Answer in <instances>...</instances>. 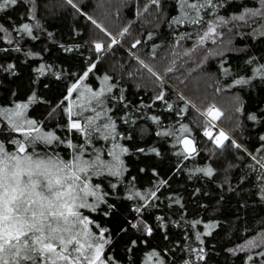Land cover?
Masks as SVG:
<instances>
[{
  "label": "trees",
  "instance_id": "1",
  "mask_svg": "<svg viewBox=\"0 0 264 264\" xmlns=\"http://www.w3.org/2000/svg\"><path fill=\"white\" fill-rule=\"evenodd\" d=\"M203 2L19 0L0 11V112L5 113L0 115V129L5 130L0 142L5 150H14L15 146H7L13 139H23L21 133L7 135L11 125L5 110H14L17 104L28 105L24 116L37 121L42 133L53 132L65 141L38 143L35 152L41 156L71 159L75 149L68 147L70 139L84 144V158L90 160L98 154L114 163L107 155L111 146L128 149L127 153L117 149L124 162L119 177L109 176L106 168L103 176L91 177L101 185L99 193L105 202L90 197L96 210H81L108 230L105 238L110 243L104 246V257L110 264L264 261L260 255L264 244L247 248L264 232V168L260 167L264 163V140L260 139L264 136V33L253 30L257 21L245 22L235 31L229 49L215 48L204 60L186 58L180 66H170L180 43L191 46L214 19L256 9L260 0H213L199 12L188 7ZM197 18L199 23L190 22ZM25 23L31 35L22 30ZM112 38L118 43L108 48ZM97 42L105 45L99 53ZM93 64L77 91L65 100L68 89ZM241 79L247 83L237 84ZM86 89H103L98 98L103 103L90 100ZM161 92L162 101L156 99ZM69 105H73L74 119L78 118L75 113L83 112L81 124L84 117L102 113L93 126H101V131H93L91 143L65 127L69 118L64 108ZM212 106L222 113L218 126L210 127L213 138L217 127L229 137L223 147L203 134L201 114ZM251 115L256 119H249ZM109 117L117 135L105 140L102 125ZM181 125L189 131L181 132ZM184 136L196 143V152L190 156L178 143ZM206 168L212 169L211 176L198 171ZM91 227L98 235L99 230Z\"/></svg>",
  "mask_w": 264,
  "mask_h": 264
},
{
  "label": "snow or ice",
  "instance_id": "2",
  "mask_svg": "<svg viewBox=\"0 0 264 264\" xmlns=\"http://www.w3.org/2000/svg\"><path fill=\"white\" fill-rule=\"evenodd\" d=\"M18 2L19 0H0V11L15 6ZM67 2L73 4V0H67ZM157 2L158 0H153V3ZM212 4L213 0H204L199 5L191 4L188 7L199 12L201 8ZM73 6L75 7V5ZM244 18V16L239 17L241 20ZM190 22L199 23L200 20L198 18L191 19ZM92 23L96 24V21L92 20ZM97 27L100 26L97 25ZM22 30L31 35L29 24H23ZM0 31H2V27H0ZM127 31L124 29V32ZM215 31V27L210 25L204 35L200 37V42L203 43L209 34ZM123 34L122 32L121 35ZM108 35L111 34L108 33ZM116 43L118 41L112 38L107 47L111 48ZM104 47L105 45L100 42L95 43V51L98 53ZM140 63L148 68L143 61ZM8 67L11 69L13 66L9 65ZM94 67V64L91 65L83 73V76L78 78L77 83L68 89V96L65 97V100L77 91L79 82L87 77ZM43 70L44 66L42 65L39 69L41 74H43ZM148 71L152 72V69L148 68ZM168 71L171 69L169 68ZM152 74L156 75V73ZM105 79L107 80L108 77ZM236 83L242 84L247 81L241 79ZM107 90L111 91V88ZM86 91L91 93L90 100L97 99L98 103H103L98 99L103 95V89L99 92L91 89H86ZM80 96L83 97L84 93L81 92ZM156 99L164 100V93L161 92ZM27 107V104H17L14 110H5L11 125L7 135L21 133L23 139H13L7 145L9 148L15 146L11 152L5 150L4 142H0V264H110V261L104 257V246L110 243L105 238L108 230L101 228L81 210H96L97 205L89 202L90 197L95 198L98 202H105L104 194L99 193L101 185L93 183L91 177L103 176L105 168L109 176L119 177L122 174L124 162L120 159L117 149H119V153H127L128 149L119 144H113L107 155L113 158L114 163L102 160L98 154L90 160L84 158L86 152L84 144L76 145L70 139L67 141L68 147L75 149L71 159L66 161L58 154L41 156L35 152L38 143L52 145L54 142L61 144L65 141L53 132L42 133L36 126L37 121L25 119L24 109ZM171 107L168 105V108ZM64 111L69 118L65 127L69 132L74 130L76 134H83L88 143H91L93 131H101V126L93 127L95 121L102 115L101 112H95V116L84 117L85 123L81 124L79 117L83 116L82 111L75 113L78 117L75 119L73 118V105L64 108ZM4 114V112H0V115ZM103 114L106 115V113ZM201 115L205 117L203 134L209 139H213L210 127L215 128L216 125L210 123L207 117H211L212 121H217L222 113L212 106ZM108 119L109 122L102 125L106 133L103 136L105 140H108L109 137L115 139L117 135L115 122L111 121L110 117ZM152 119L156 120L157 117H152ZM249 119L255 120L256 116L251 115ZM180 131L186 133L189 129L187 125H181ZM0 135H5L4 129H0ZM228 139L229 137L223 130H218L214 142L217 147H223L224 141ZM260 139L264 140V136ZM178 143L184 145V151L188 155L196 152L193 139L185 137L178 139ZM232 143L237 148L241 147L235 141ZM29 145L32 146L31 149H29ZM140 151L144 150L140 149ZM260 167L264 168V163L260 164ZM198 171L205 172L208 176L213 174L211 168L198 169ZM111 187L115 188L116 185L111 184ZM151 195L155 196V193L153 192ZM91 226L99 230L98 235L92 231ZM208 227H214V225ZM147 231L151 233L152 230L148 228ZM199 238L197 235V239ZM249 244L255 246L253 242H249ZM260 255H264V253H260ZM200 258L203 259L202 256ZM248 259L251 260L252 257L249 256ZM261 264H264V261Z\"/></svg>",
  "mask_w": 264,
  "mask_h": 264
},
{
  "label": "rangeland",
  "instance_id": "3",
  "mask_svg": "<svg viewBox=\"0 0 264 264\" xmlns=\"http://www.w3.org/2000/svg\"><path fill=\"white\" fill-rule=\"evenodd\" d=\"M240 16H244L245 18L241 20L239 19ZM248 21H257L253 28L256 34L264 33V0H260L259 6L256 9L244 10L240 14L230 15V17L227 18L219 17L214 19L204 31L197 35L191 46L185 47L182 43L179 44L175 51V57L173 59L174 64H171L170 66L173 68L178 67L180 66V62L186 60V58L193 59V57H199L201 60H204L215 48H220L219 52L229 49V47H231V41L233 40L232 38L236 35L235 31L240 29L242 24L244 25L245 22ZM210 25L214 26L216 31L210 33L209 37L201 43L200 37L204 35ZM25 119L27 118L25 117ZM207 119H209V117H207ZM209 121L210 123L217 125L216 121H211V119H209ZM217 130L221 129L217 127ZM223 131L227 134L225 130ZM251 242H253L255 246H250L249 244L247 248L251 249L252 247H259L264 244V232L252 239Z\"/></svg>",
  "mask_w": 264,
  "mask_h": 264
},
{
  "label": "water",
  "instance_id": "4",
  "mask_svg": "<svg viewBox=\"0 0 264 264\" xmlns=\"http://www.w3.org/2000/svg\"><path fill=\"white\" fill-rule=\"evenodd\" d=\"M209 119H211V117H209ZM211 121H212V119H211ZM217 121H218V120H217ZM185 137H187L188 139H192L191 137H188V136H184V137H182L181 139H183V138H185ZM180 145H181V149H182L183 153L186 154V155H188V153L184 151V145L181 144V143H180ZM194 146H195V148H196V143H194ZM193 154H194V153H193ZM191 155H192V154H191ZM188 156H190V155H188Z\"/></svg>",
  "mask_w": 264,
  "mask_h": 264
}]
</instances>
